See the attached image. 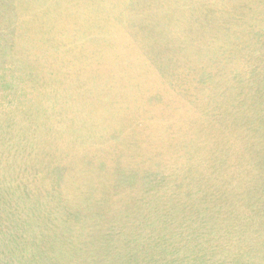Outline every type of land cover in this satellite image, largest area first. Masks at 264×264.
Listing matches in <instances>:
<instances>
[{
	"label": "rangeland",
	"instance_id": "374dc122",
	"mask_svg": "<svg viewBox=\"0 0 264 264\" xmlns=\"http://www.w3.org/2000/svg\"><path fill=\"white\" fill-rule=\"evenodd\" d=\"M263 37L264 0H0V264H264Z\"/></svg>",
	"mask_w": 264,
	"mask_h": 264
},
{
	"label": "trees",
	"instance_id": "16d2710c",
	"mask_svg": "<svg viewBox=\"0 0 264 264\" xmlns=\"http://www.w3.org/2000/svg\"><path fill=\"white\" fill-rule=\"evenodd\" d=\"M67 40H69V39H67ZM263 40H264V37H263ZM253 41H254V39H253ZM262 46H264V44H262ZM70 47L73 48V45H71ZM252 47H257V45L256 46H254L253 44L251 45L250 50H251V54L253 55ZM0 53L1 54L6 53V49H1ZM70 53L71 52L68 50V54H70ZM90 55L94 56V53H91ZM32 57H33V55H32ZM260 62L264 63V49H263V55L260 57ZM261 63H260V66L264 67V65L261 64ZM250 68H251V71L254 73V75H253V77H254L255 76V72L257 71V69L259 67L256 66V65L255 66L254 65H250ZM247 80H248V84H245V87L246 88L248 87L247 89L252 93L251 98L254 95H256L257 97H264V87H262L260 85H257V84L256 85L254 84V83H257L259 80H257L255 77L252 80H249V78H247ZM25 104L26 103L21 104L20 106L23 107ZM251 105L254 108H256V109L253 108V114H252L251 118H249V120H247V121H243V122L238 123V125L247 126V124H248L249 126H251L250 127L251 129L256 130V132H255L256 134L262 133V138L261 139H264V99H258V100L255 99V101L253 99V101L251 102ZM244 106L246 107V104ZM24 111L26 112V114L28 116V114L30 113V110H24ZM260 141H262V140H260ZM27 173H28L27 170L24 171L23 173H21V176L23 177V179H21V178L17 179V181H19V182L24 180V186H22V182H21L20 183L21 186L16 184V188H20L21 189V187H22L24 189H27L29 187L28 181H27L28 179L25 176ZM35 175L37 177V174H35V173L31 174L30 179H32ZM19 195L21 197H23V195H21V194H19ZM14 196H15L16 200H18V196H16V195H14ZM24 197L26 199L28 198V196H24ZM28 201H29L28 205H30V206H27V207L25 206V207L34 210L35 206H33V205H34L35 202H32L30 197H29ZM16 209H17L16 207L13 208L14 212L12 211V209H9V212H10V214H12V216L14 215L18 219V221H20L21 217L18 216ZM3 211H4L3 209H0V237L6 243V245L9 244V243H13V242L16 243V244H19L18 239H20V240L21 239H25V237H24L25 233H23L21 229L18 232H15L14 231V227H13L14 224H9V223L7 224L5 222L6 220L3 217ZM29 212L32 213L31 211H29ZM63 216H65L66 218H71V217H69L68 215H65V214H63ZM65 217L63 218V222L66 223L67 219ZM31 219H33V217L25 220L24 222L31 221Z\"/></svg>",
	"mask_w": 264,
	"mask_h": 264
}]
</instances>
